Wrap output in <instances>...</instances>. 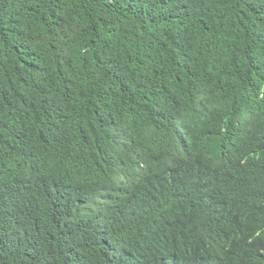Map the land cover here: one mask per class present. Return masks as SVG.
Returning a JSON list of instances; mask_svg holds the SVG:
<instances>
[{"label": "trees", "instance_id": "obj_1", "mask_svg": "<svg viewBox=\"0 0 264 264\" xmlns=\"http://www.w3.org/2000/svg\"><path fill=\"white\" fill-rule=\"evenodd\" d=\"M0 264H264V0H0Z\"/></svg>", "mask_w": 264, "mask_h": 264}]
</instances>
